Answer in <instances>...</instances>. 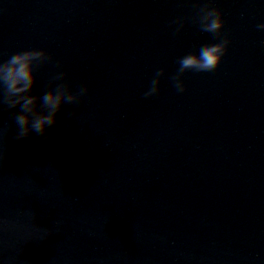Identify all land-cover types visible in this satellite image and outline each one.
<instances>
[{
    "label": "water",
    "instance_id": "obj_1",
    "mask_svg": "<svg viewBox=\"0 0 264 264\" xmlns=\"http://www.w3.org/2000/svg\"><path fill=\"white\" fill-rule=\"evenodd\" d=\"M0 264H264V0H0Z\"/></svg>",
    "mask_w": 264,
    "mask_h": 264
}]
</instances>
